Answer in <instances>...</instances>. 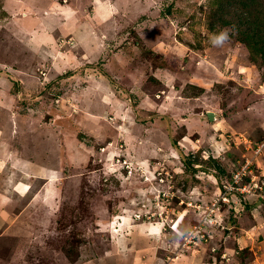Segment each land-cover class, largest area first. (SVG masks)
<instances>
[{"label": "rangeland", "instance_id": "rangeland-1", "mask_svg": "<svg viewBox=\"0 0 264 264\" xmlns=\"http://www.w3.org/2000/svg\"><path fill=\"white\" fill-rule=\"evenodd\" d=\"M52 2L96 23L107 49L87 54L85 72L105 76L144 135L105 147L114 116L95 112L94 138L76 136L91 147L77 192L59 195L47 219L32 209L14 222L26 209L16 201L0 223V264H264V148L252 153L264 139V0H0V74L33 62L15 48L18 7L41 13ZM12 82L0 88L13 91ZM59 84L63 102L74 103L68 81ZM150 124H166L155 151ZM244 158L246 186L222 202V185Z\"/></svg>", "mask_w": 264, "mask_h": 264}, {"label": "crops", "instance_id": "crops-1", "mask_svg": "<svg viewBox=\"0 0 264 264\" xmlns=\"http://www.w3.org/2000/svg\"><path fill=\"white\" fill-rule=\"evenodd\" d=\"M20 7V11L13 14L15 23L18 21L15 35L22 39L15 37L20 41L15 48L27 51L33 62L28 71L11 66L7 75L0 74V81L11 80L14 84L13 91L0 88V118L3 119L0 125V208L4 216L0 214V223L10 218L9 210L15 208L18 201L25 199L26 209L13 214L14 222L22 221L26 210L40 209L46 215L59 195L77 192L78 187L72 184L78 182L80 163L87 159L91 147L76 136L83 131L94 138L97 120L92 117L95 112L101 110L114 116L107 126L110 139L105 147L115 142L126 145L133 139L139 141L144 135L139 134V124L133 120L132 125L128 123L121 98L105 76L99 72L98 77L89 78L85 72L92 64L87 54L93 51L101 55L107 49L103 40L95 38V22L88 12L77 16L71 7L58 2L48 3L42 15L26 6H22L23 10ZM78 17L82 19L74 24L72 21ZM97 20L100 19L94 21ZM66 38L73 40L69 46H62ZM71 48H76L78 54H71ZM62 81H68L70 89L65 94L74 99V103L65 104L60 97L58 85ZM79 81L84 84L77 85ZM101 83L104 94L99 93ZM54 89L56 91L52 92ZM78 94L84 104L77 98ZM43 99L47 105L42 104ZM42 112L50 116L38 121ZM165 126H147L154 137L151 139L148 134L146 140L154 151L159 146L156 132L163 136ZM166 143L168 145L167 139ZM64 183L69 184L66 191H63ZM29 193L33 195L30 199ZM46 217L48 214L43 218Z\"/></svg>", "mask_w": 264, "mask_h": 264}, {"label": "built area", "instance_id": "built-area-1", "mask_svg": "<svg viewBox=\"0 0 264 264\" xmlns=\"http://www.w3.org/2000/svg\"><path fill=\"white\" fill-rule=\"evenodd\" d=\"M247 145L249 144L247 143ZM262 148H264V139L254 145V150L252 151L253 155H256ZM250 165H251L250 159L244 158V162L238 167V169H236L230 175L226 183L222 185V191L220 192L218 196L219 200H221L222 202H225L227 195L232 194L233 192H238V193L242 192V190L244 189L246 185H244L241 182L243 181L245 177H248V175H250ZM215 204H217V202H215L213 206ZM196 228H199V227L197 226ZM193 230H195V228H193ZM195 234L196 233H194L193 231H190L188 234H186L182 238L183 246H186L187 244L192 243V239L193 237H195Z\"/></svg>", "mask_w": 264, "mask_h": 264}, {"label": "trees", "instance_id": "trees-1", "mask_svg": "<svg viewBox=\"0 0 264 264\" xmlns=\"http://www.w3.org/2000/svg\"><path fill=\"white\" fill-rule=\"evenodd\" d=\"M170 145H171V147H174L175 146V143L173 141H170ZM180 154H182V153L180 152ZM182 165H183L184 168H187L186 165L188 166L190 164L189 163H186V162H183Z\"/></svg>", "mask_w": 264, "mask_h": 264}, {"label": "clouds", "instance_id": "clouds-1", "mask_svg": "<svg viewBox=\"0 0 264 264\" xmlns=\"http://www.w3.org/2000/svg\"><path fill=\"white\" fill-rule=\"evenodd\" d=\"M222 35V34H221ZM222 43V42H221ZM215 44V43H214Z\"/></svg>", "mask_w": 264, "mask_h": 264}]
</instances>
